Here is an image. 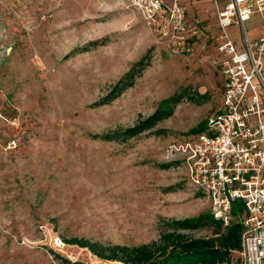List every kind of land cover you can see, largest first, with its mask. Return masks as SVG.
Here are the masks:
<instances>
[{
	"label": "rangeland",
	"instance_id": "obj_1",
	"mask_svg": "<svg viewBox=\"0 0 264 264\" xmlns=\"http://www.w3.org/2000/svg\"><path fill=\"white\" fill-rule=\"evenodd\" d=\"M186 5L200 39L181 56L128 0H0V264H121L66 241L138 246L158 238L161 219L210 213L205 193L188 182L184 155L172 149L199 124L204 130L221 103L223 79L212 65L216 4ZM245 28L250 39L263 34L264 15ZM226 31L238 48L236 26ZM91 42L97 46L73 54ZM148 50L133 86L95 106ZM176 93L184 98L156 126L159 134L101 138L133 127ZM11 140L16 148L6 149Z\"/></svg>",
	"mask_w": 264,
	"mask_h": 264
},
{
	"label": "built area",
	"instance_id": "obj_2",
	"mask_svg": "<svg viewBox=\"0 0 264 264\" xmlns=\"http://www.w3.org/2000/svg\"><path fill=\"white\" fill-rule=\"evenodd\" d=\"M200 0H128V5L160 37L170 54L192 55L199 44L197 24L187 18V3ZM216 4L215 55L221 76V103L205 129L172 148L184 155L189 184L205 193L210 214L228 226L232 209L241 205L240 264H264V32L250 39L245 23L264 15V0H230ZM236 26L237 44L226 29ZM19 126L18 118L8 121ZM16 148L15 140L6 149ZM60 245H62L60 243Z\"/></svg>",
	"mask_w": 264,
	"mask_h": 264
},
{
	"label": "trees",
	"instance_id": "obj_3",
	"mask_svg": "<svg viewBox=\"0 0 264 264\" xmlns=\"http://www.w3.org/2000/svg\"><path fill=\"white\" fill-rule=\"evenodd\" d=\"M97 46L91 42L87 46L73 52H87L89 48ZM150 50L124 74L110 89L108 94L95 103V106H104L117 99L123 92L131 88L134 80L148 65L147 54ZM72 54V55H73ZM69 55V56H72ZM182 93H176L162 100L153 114L139 121L133 127L123 132L102 136L107 142L126 143L146 132H155L156 126L170 118L174 109L183 100ZM203 127L199 124L191 133H201ZM164 165L162 168H167ZM237 214H242L241 205L235 204L232 209L233 220L228 226L215 220L209 212L201 213L194 218L181 220H160V233L156 240L138 246L102 245L85 239L73 238L67 240L69 245L86 248L92 255L102 261L118 262L121 264H240L237 252L240 249L242 227ZM203 229L211 230L210 237H192L188 232ZM56 257V256H55ZM60 258V257H58ZM66 264H83L80 262Z\"/></svg>",
	"mask_w": 264,
	"mask_h": 264
},
{
	"label": "crops",
	"instance_id": "obj_4",
	"mask_svg": "<svg viewBox=\"0 0 264 264\" xmlns=\"http://www.w3.org/2000/svg\"><path fill=\"white\" fill-rule=\"evenodd\" d=\"M186 7H187V18H188V10L191 9V8H190L189 6H187V5H186ZM261 35H262V34H261ZM261 35H259V36H261ZM259 36H258V37H259ZM256 38H257V37H254L253 39H256Z\"/></svg>",
	"mask_w": 264,
	"mask_h": 264
}]
</instances>
